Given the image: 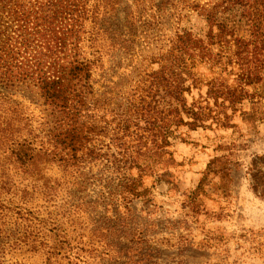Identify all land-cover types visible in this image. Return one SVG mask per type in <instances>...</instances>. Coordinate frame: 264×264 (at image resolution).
<instances>
[{"label": "rangeland", "instance_id": "rangeland-1", "mask_svg": "<svg viewBox=\"0 0 264 264\" xmlns=\"http://www.w3.org/2000/svg\"><path fill=\"white\" fill-rule=\"evenodd\" d=\"M100 1H117L118 13L111 14L106 29L114 36L120 30L133 47L126 54L111 48L104 65L95 68L85 116L95 126V155L84 157L74 172L48 165L46 175L63 179L59 191L33 194L29 207L40 209L47 223L63 225L60 238L74 255L71 261L65 258L69 264H264V120L254 126L238 112L229 118L237 122L234 127L183 125L184 133L163 139L152 113L145 116L143 104H137L145 71L163 64L161 57L181 43L177 37L189 26H203L189 4L210 0ZM83 48L90 56L89 45ZM200 69L212 78L209 65ZM257 73L262 77L255 83V110L264 118V66ZM13 96L42 129L49 119L44 101L29 90L13 91ZM184 97L189 106V91ZM159 100L162 108L169 107L168 99ZM214 102L210 105L219 111ZM134 106L145 122L138 123L135 115L137 124L132 122L124 135L122 120L135 113ZM161 145L172 155L161 158ZM216 156L230 160L229 177L204 176ZM131 176L148 187L145 195L130 198L120 191ZM11 258L8 254L16 264Z\"/></svg>", "mask_w": 264, "mask_h": 264}, {"label": "trees", "instance_id": "trees-1", "mask_svg": "<svg viewBox=\"0 0 264 264\" xmlns=\"http://www.w3.org/2000/svg\"><path fill=\"white\" fill-rule=\"evenodd\" d=\"M117 8V1L0 0V264L13 263L8 254L16 264H69L65 258L71 261L74 256L60 238L63 225L47 223L41 210L29 203L33 194L42 197L59 191L63 179L46 175L48 165L74 172L84 157L95 155V126L85 118L95 68L104 65L111 48L126 54L133 47L120 30L114 36L106 29ZM189 10L202 17L203 26L200 30L189 26L177 37L181 43L161 57L163 64L145 71L137 104H143L145 116L152 113L151 121L163 139L184 133L183 125L234 127L237 122L229 118L238 112L257 126L264 120L254 101L255 83L262 77L257 67L264 66V0L198 1L190 3ZM83 43L89 45L90 56ZM204 65L214 72L212 78L200 69ZM16 90L35 92L47 105L49 119L42 129L27 117L23 102L14 98ZM159 97L168 99L169 107L162 108ZM212 99L219 111L210 105ZM132 108L135 113H126L122 120L124 135L132 122H145L138 107ZM120 146L130 153L129 146ZM159 149L161 158L172 155L164 145ZM229 162L225 156L214 157L204 176L229 177ZM140 180L126 178L120 191L130 198L145 195L148 187Z\"/></svg>", "mask_w": 264, "mask_h": 264}]
</instances>
